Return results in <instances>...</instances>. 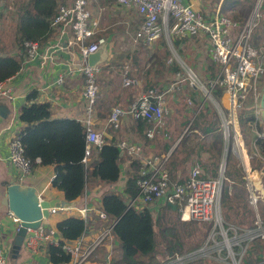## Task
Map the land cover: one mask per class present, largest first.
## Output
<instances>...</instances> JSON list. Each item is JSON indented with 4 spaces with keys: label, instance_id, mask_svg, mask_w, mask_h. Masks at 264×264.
<instances>
[{
    "label": "built area",
    "instance_id": "built-area-1",
    "mask_svg": "<svg viewBox=\"0 0 264 264\" xmlns=\"http://www.w3.org/2000/svg\"><path fill=\"white\" fill-rule=\"evenodd\" d=\"M2 1L0 0V10L3 6ZM115 3L124 9L133 10L139 17L140 28L133 38L143 45H151L164 37L171 48L172 39L184 40L198 36L206 38L210 61L217 67V74L213 81L209 82L210 89H223L227 98L224 138L232 139L234 155L240 159L243 165H247L248 162L246 163L244 160L248 161V157L238 126L239 114L247 110L252 118V122L247 123L249 130L253 133L252 147L264 167V158L260 157L255 145L256 141H264V132L259 129V122L262 120L259 105L261 94L264 91V44L259 47L253 44V31L258 28L259 21L264 15V0H255L251 15L243 23L232 20L218 11L213 17L205 19L191 6L183 5L180 0H115ZM94 26L96 23L91 19L89 0H72L69 5H59L56 16L50 24L52 30L58 31V37L70 36L67 46L74 48L82 61L79 72L84 82L82 98L85 108L84 116L78 122L83 125L85 132L82 163L86 169L89 167L94 151L104 144L103 134L95 130V110L99 97L98 76L102 66L90 68L87 58L99 46L105 45L106 41L104 38L91 40L94 35ZM22 47L25 62L39 58L42 64L51 61L57 49L56 45H47L41 53L40 44L31 41L24 42ZM173 60L177 62L176 59L173 58ZM168 62H172V59H169ZM187 69L190 73L189 86L197 90L195 75L190 68ZM120 73L123 87L129 88L138 85L137 81L130 77L129 65H125ZM179 77L180 75L177 73L176 78ZM10 78L0 82V101L11 100L13 97L11 89L7 86ZM62 83L63 79L59 78L57 84ZM177 84L179 83L175 85ZM166 112L164 93L149 89L126 108H112L107 117L106 126L117 131L120 128L121 120L124 117H131L134 121H144L148 124L144 134L146 138L151 139L162 129ZM228 125L234 126L231 133ZM116 147L122 155L137 159L140 163L136 182L137 195L128 201V208L141 211L149 205L163 201L167 207H169L168 205L175 206V211L183 220L211 225L213 230L218 228L221 237L226 242L229 241L221 219L220 209L222 191L226 181L224 171H220L216 178L209 179L204 177L201 167L196 164L190 169L186 180L183 182L173 181L166 170L169 154L151 156L142 160L144 150L141 145L120 141ZM8 149V160L18 170L19 180L23 181L31 173L32 168L30 161L24 157L23 147L17 136L10 141ZM36 162L38 163L39 160ZM248 173L249 170H245L247 180ZM248 192V203L254 211L255 223L252 230L245 232L244 235L233 237L234 248L237 247L239 250L235 253L231 247H228V256L232 257L234 264L241 261L248 243L258 239L264 241V225L258 215V204L262 198L260 193L250 185ZM66 210H72L85 222L92 216H97L101 221L107 219L104 212L95 211L87 203L78 208L53 207L48 211L50 215H53ZM8 213L11 221L18 226V219L10 212ZM112 228L113 224L105 228L92 246L86 250L83 246L85 235L72 243H65L62 250L70 256L69 264H86L98 246L113 239ZM58 240L55 231L47 233L43 227H40L35 231H28L23 247L29 254L38 255L47 245H57ZM110 260L111 258L107 257L106 263L109 264ZM181 260L182 258L176 256L172 260L168 259L166 263L180 264ZM0 264H9L1 240Z\"/></svg>",
    "mask_w": 264,
    "mask_h": 264
},
{
    "label": "crops",
    "instance_id": "crops-1",
    "mask_svg": "<svg viewBox=\"0 0 264 264\" xmlns=\"http://www.w3.org/2000/svg\"><path fill=\"white\" fill-rule=\"evenodd\" d=\"M180 1L183 5L191 6L205 19L213 17L218 11L223 15L232 14L233 20L239 23H241L240 20L247 18L253 3L252 0H227L228 2H225L227 8L225 7V9H222L224 0ZM89 11L92 21L96 23V26L93 27L94 35L91 37V40L104 38L106 41V53L107 56L110 57V61L101 64V73L98 76L99 97L95 110V130L103 134L104 142L117 145L120 141H126L128 143L141 145L144 150L142 160L151 156L169 154L166 170L171 180L180 178L178 169L182 166V163H186L192 159H196V163L200 165L203 175L210 176L214 172L217 173V163H215V165H206L207 163L203 164L199 161L200 156L204 155L205 152L199 151L196 140L203 139L204 136L197 130H193L192 133L199 135L200 138L194 139L192 137L186 144L185 152L188 156L185 157V154L182 153V149L178 148L182 140V136L178 135L181 132L183 134L182 129L185 126V121L189 120V113L192 115L196 114L195 110L193 111L191 109V102L199 103L202 101L195 89L192 90L193 92L189 98L184 95L179 96L182 97L181 100L175 96L176 93L174 92L176 90L172 89V87L170 90L162 92L164 93V102L167 112L163 119L162 129L151 139L146 138L144 134L145 130L139 133L136 124L129 117H124L121 120L120 128L117 131H113L106 126L108 115L105 116L101 113V101L103 103L108 101V103H112L114 107L126 108L134 99L146 92L144 91L146 88L159 85L157 71L155 70L156 65H153V68L150 69L148 73L144 71V66L147 61V53L151 55L157 52L156 50H160L163 47L159 44L155 45L156 42L151 45H143L141 42H136L131 36L139 30L140 19L133 10L118 6L115 0H89ZM235 11H237V15H234ZM0 13H4L3 7ZM15 38L16 35L14 33L13 44H15ZM69 40V35L58 37V31L53 30L47 41L42 44L40 48V52L42 53L47 45L57 46L53 59L47 61L45 64H42L39 58L31 62H25L24 53L16 44L13 46L10 53L7 54L21 62V68L18 73L7 82V86L12 91V99L0 101V107H4L6 110V113H4L5 116H0V240L5 255L9 259V264H50L46 258L45 249L38 255H32L22 247L18 256L15 259L11 258L10 250L17 225L9 218L8 210L4 207L2 201L6 195L8 184L13 182L35 188L42 201L54 205L56 208L61 207V203H66L63 193L51 186L52 179L55 175V166H37L31 170V173L26 176L23 181H20L18 170L14 168L8 160V147L10 141L17 135L18 131L23 126L18 119V115L20 109L25 104L26 95L30 91L34 90L38 92L37 103L50 104L52 119L65 118L76 121L82 120L85 108V103L82 98L84 82L79 72L82 61L77 51L67 46ZM183 41H186V43L182 44ZM0 46H2L1 43ZM164 46L166 47L165 43ZM207 47V40L203 36L181 40L177 47L178 51L181 53V57L185 61L189 59L188 56L185 55V50L188 51V49L189 52L191 51L193 53L192 56H195L194 53H197V55L202 58L203 62L201 60L198 61L203 65L198 63L193 64L194 68L202 74L203 78L207 76L203 70L206 69L205 66H207L210 61ZM141 51L145 52L142 53ZM0 52L3 51L1 50ZM127 57L128 59L123 61ZM115 62H117L118 65H129L130 77L135 79L138 85L129 88L123 87L118 73L119 68L113 65ZM203 67L205 68L203 69ZM59 78L63 79L62 84H57ZM168 93L174 94L166 98ZM183 96L185 97L186 103L184 105L182 103ZM246 112L248 111L246 110ZM191 124L192 122L185 126L184 133ZM259 129L264 132L263 119L259 122ZM120 157L123 158V161L119 164L121 170L120 177L122 180H118L114 184L91 181V183L86 186L83 197L78 200L76 206L72 204V208L82 207L84 203H87L90 208L97 211L101 197L105 193L122 192L126 175L130 171L129 162L134 159L125 157V155L121 153ZM96 159L97 154L93 153L92 161H96ZM244 162H248L247 165H243L240 162L244 185L234 184V236L244 235L245 232L254 228L255 215L248 203V186L250 185L254 190L258 191L262 201H264V188L262 185L263 173L251 169L249 160H244ZM245 170H249L247 174L248 180L246 179ZM188 174L189 172L185 173L186 177L179 179L178 182L186 180ZM120 177L119 179H121ZM242 199L246 206V210L243 209V206H240ZM152 205L154 206L153 209L150 207ZM152 205L147 208L152 216V211L158 215L167 207L163 201H159ZM53 216L57 217L54 223L50 221ZM70 216H76L75 212L72 210L57 212L56 214L50 215L49 218L43 222L42 227L56 232V224ZM91 218L96 217L92 216ZM100 223V221H97L96 226L92 227L85 234L83 242L85 250L92 246L99 234L103 231L99 228ZM104 246V251H102L104 253L103 262L88 261L86 264H103L107 257L116 259L119 256V243L114 238L110 239L109 243H106ZM257 254L264 260V251L262 249H260Z\"/></svg>",
    "mask_w": 264,
    "mask_h": 264
},
{
    "label": "trees",
    "instance_id": "trees-1",
    "mask_svg": "<svg viewBox=\"0 0 264 264\" xmlns=\"http://www.w3.org/2000/svg\"><path fill=\"white\" fill-rule=\"evenodd\" d=\"M225 2L227 3L228 1L224 0L222 9L226 7ZM59 4L60 0H31L28 7H22L16 21L15 38L17 46L22 51L24 42H37L41 46L47 41L53 31L50 24L56 16ZM2 14L0 13L1 16ZM179 42L181 40L172 39V46L177 51L179 57L183 59L177 48ZM148 61H153V65H157L160 62V57L157 53H154ZM213 66L210 62L206 66V70L210 74L208 78L213 77ZM20 68L21 62L19 60L0 52V82L14 76ZM149 70L148 68L146 72L148 73ZM170 71L172 75L176 76L181 71V68L172 65ZM215 89L218 92L214 94L218 99L224 94V90L221 88ZM37 99V91L33 90L27 94L25 104L20 109L18 115V119L23 126L16 135L23 147L24 157L31 163V168L34 169L37 166H55V175L51 186L63 193L67 203L75 206L78 200L83 197L86 186L91 181L107 184L116 183L121 173L119 164L123 161L116 145L104 142L99 149L94 151L97 154L96 161H92L91 158L89 167L86 169L82 163L85 149L83 125L72 119H52L50 104L37 103ZM203 117L202 115L199 116V120L203 119ZM129 118L131 119V117ZM249 122H252V118L250 117L242 118L240 121L238 118L239 128H244L245 123ZM134 123L139 133H142L148 127V124L144 121H134ZM193 130H200L203 136L214 134L216 141H221L219 128L215 124L204 122L202 123V127L195 125ZM255 145L260 157L264 158V141H256ZM228 149L224 179L231 186H225L223 189L220 208L222 211L234 214V184L244 185V180L241 167L238 168L231 148L228 147ZM199 150L203 152L200 147ZM36 160H39V162L37 163ZM231 161H234V167H229ZM258 162L261 164V161ZM129 164L130 171L126 175L122 192H107L101 197L97 210L106 214V220L101 221L95 216L96 218H91L85 222L76 215L70 216L56 224L55 229L59 239L57 245L49 244L45 247L46 258L50 264H69L71 259L62 250L63 245L81 238L92 227L96 226L97 221L101 222L99 228L102 230L113 224L112 235L119 243V256L116 259H111L109 264H156L154 255L156 252L157 233L155 228H157V232L163 241L162 256L167 257V260H172L178 254H181L182 243L176 229L164 222L165 212L177 213V211L165 207L157 215L156 221H154L148 209L138 211L135 208H128V201L137 195L136 182L140 168V163L137 160H130ZM262 173V185L264 188V172ZM210 176L211 178H215L217 173L214 172ZM229 189L233 190L232 195ZM240 206H243V209L246 210L243 199ZM225 219L230 224H234V221H231L229 216H225ZM261 222L264 225V212L263 221L261 220ZM229 235H232V233L229 232ZM260 249L264 251V241L258 239L248 243L243 258L246 257L242 264H264V260L257 254ZM238 250L239 248H234L235 253ZM146 260H148L147 263ZM167 260L165 259V261ZM236 260H238L237 257ZM103 264H107L106 261Z\"/></svg>",
    "mask_w": 264,
    "mask_h": 264
},
{
    "label": "rangeland",
    "instance_id": "rangeland-1",
    "mask_svg": "<svg viewBox=\"0 0 264 264\" xmlns=\"http://www.w3.org/2000/svg\"><path fill=\"white\" fill-rule=\"evenodd\" d=\"M30 1L31 0H3L2 1L4 13L2 14V16L0 15V41H1L0 43L2 45V46H0V49L5 54H9L15 44L17 46V41H15V44L12 43V41L14 40V33L16 35L15 31H16L17 17H19L21 10H22V7H28ZM252 1H253L252 8H251L250 12L248 13L247 18L251 15L252 9H253L254 4H255V0H252ZM69 2H70V0H60L59 5H69L71 3V2L70 3ZM236 12L237 11L234 12V15H237ZM224 15H226L228 18L233 20L232 14H229V15L224 14ZM246 19L240 20V22L243 23ZM259 22L260 23H259L258 28H256L253 31V44L256 47H259L262 44H264V15L262 16V18L260 19ZM133 35H135V33ZM133 35L131 37H134ZM164 43L166 44V47L164 46ZM185 43H186V41H183L182 44H185ZM158 44L163 47L160 50H156L157 52H154V53H157L158 56L160 57V62H159V64L156 65V69H155L157 71V77L159 79V85L158 86H150L146 89L147 90L155 89L158 92L162 93V92H166V91L170 90L171 87H174V90H176L174 92V93H176L175 96H177L179 98V100L182 99V97H179L182 95L189 98V96L193 92L192 90H194L193 88H191L189 86V83H190L189 74L190 73H189L187 68H190V70L195 75V78H196L195 80H196V85H197L196 91L199 94L200 99L202 101L199 103L198 102L197 103L191 102L192 103L191 109L193 111L195 110L196 114L192 115L189 113V120L185 121V126L191 122H192V124L189 125V128L187 129V131L185 133H184V130L186 127L184 126V128L182 129L183 134L181 132L178 135V136H182L181 137L182 140L180 141L181 144L179 143L178 148L182 149V151H183L182 153L185 154V157L188 156V155H186V152H185L186 144L188 143V140L192 137L194 139L200 138L199 135L192 133L194 126L197 125L199 127H202V123H204V122L215 124V126L217 128H219V132L221 134V141L220 142L216 141L214 134H210V135L204 136L203 139L196 140V145H198L201 148V150H203V152H205L204 155L200 156L199 161H200V163H203V164L207 163L206 165H210V164L215 165V163H217L218 164L217 176H218V174H220V171L221 172L224 171V174H225L226 158H227V153L229 150L228 147L231 148V151L234 154V145H233L234 142L229 137L224 138V132L226 131V127H225L224 123L227 120V115H226L227 98H226V95L222 94L221 97L217 99L215 97V94H214V93L218 92L217 89L211 90L210 86H209V82L213 81L215 75L217 74V67L213 66L214 73H213L212 78L211 77L208 78V75H210V74L207 72L206 69H204L206 66L203 67V69H204L203 71L207 75L206 78H203L202 74L196 68H194V64H193V63H195V64L198 63L200 65H203L201 62L198 61V60H201L203 62L202 58H200V56L197 55V53H194L195 56H192L193 53L191 51L189 52V49H188V51L185 50V55L188 56V58H189V59H187V61H185L179 57L175 48L173 49L172 46H171V48L169 47V45L165 41L164 37H162L156 41L155 45H158ZM143 48H146V47H143ZM141 52L144 53L145 51H141ZM187 54H189V55H187ZM151 55L147 53V56H146L147 61H146L145 66H144V69H145L144 71H147L148 68L149 69L153 68V64H154L153 61H148V59L151 57ZM173 58L176 59L177 62H175V60H173ZM127 59H128V57L123 61H126ZM169 59H172V62H168ZM113 65H116L119 68L118 73H119V76L121 79V73L120 72L123 70L124 66L127 64L118 65V63L115 62ZM172 65H174L175 67L178 66L181 68V71H179V75H180L179 78H176V76L172 75V73L170 71V68L172 67ZM180 79L185 80V81H181ZM176 83H179V84L175 85ZM146 89L144 91H146ZM173 94L168 93V95H166V98L173 96ZM184 96H183V102H182L183 105L186 104ZM100 106L102 108L101 113H103L105 116L109 115L111 109L114 108V105H112V103L111 104L108 103V101H106L104 103L101 101ZM201 115L204 117H203V119L199 120V116H201ZM194 116H195V118H194ZM247 117H250V116H249V113L246 111H243L238 116L239 121H240V119H242V118L245 119ZM248 127L249 126L247 125V123H245V127L244 128L240 127L239 131L241 132L242 138L244 140L246 154H247V157L249 160L250 167H251V169L256 170L258 172H260V171L264 172V167L262 165V162H261V164H260V162H258L261 160L257 158L258 156L253 151V147H252L253 133H252V131L249 130ZM228 128L230 129V133H231V130H234V126L231 127V125H228ZM189 132H190V134H189ZM198 132H200V134L202 135L200 130H198ZM217 150H219V152H217ZM238 159L239 158L235 156V160L237 161L238 168H239V167H241L240 166L241 161L239 162L240 159L239 160ZM196 164H198V163H196V159H192L190 161H187L186 163H182V166L178 169V173H180V178H178L176 180L175 179H172V180L179 181V179L185 178L186 177L185 173H188L189 169ZM229 167H234V161L230 162ZM238 168H236V169H238ZM206 177L209 179H214V178H211V176H206ZM119 180L121 181L122 178ZM225 186H231V184L228 183L227 181H225L223 189L225 188ZM229 191L231 192V195H232L233 190L229 189ZM149 206H147L146 209ZM150 207L152 209L154 208L153 205ZM263 212H264V201L261 200L260 203L258 204V215H259L260 220H262V221H263ZM152 214H153L152 217H153L154 221H156L157 214L153 211H152ZM164 214H165L164 222L167 225L173 226L176 229V231L178 233V237L182 243V252H181V254H178V257L182 258V260L180 261V264H233L234 263V260L232 259V257L230 258L228 256V247H231V249L234 252V240H233L234 224H230V222L225 219V216H229V219L231 221H234V214L233 213H228L227 211H222V209H221V219H222L223 226H224L225 230L228 232L227 233L228 240H229L228 242H226L221 237V235H220L221 232L218 228L213 230V227L211 225L196 223V222H192V221L191 222L185 221L180 217L178 212L177 213L165 212ZM56 219H57V217L53 216L50 221L54 223ZM51 227H52V225H51ZM45 230L47 233H51V231H52L48 228H45ZM155 231L157 233L156 234V252L154 255L156 264H168L165 261V259H167V257H163L161 254L163 251L162 238H161L160 234L157 232V228H155ZM229 232H231L232 235H229ZM109 241H110V239L105 241L100 246H98L99 248L96 249L93 256L91 258H89V262L90 261H92V262L93 261L103 262L104 253L102 251H104V247H105L104 245L106 243H109ZM244 258L241 259V261H238V264H242ZM147 262H148V260H146V263Z\"/></svg>",
    "mask_w": 264,
    "mask_h": 264
},
{
    "label": "water",
    "instance_id": "water-1",
    "mask_svg": "<svg viewBox=\"0 0 264 264\" xmlns=\"http://www.w3.org/2000/svg\"><path fill=\"white\" fill-rule=\"evenodd\" d=\"M108 61H110V57H108L106 53V44L99 46L97 50L87 58V64L90 68H95ZM259 108L261 111V117L264 120V91L261 94ZM4 113H6L5 108L0 107V116L4 117ZM2 203L8 212L15 216L19 221L10 250L11 258L15 259L23 247L28 231H35L42 227L43 222H45L50 216L48 210L53 208L54 205L42 201L35 188L13 182L8 184L6 195ZM71 206L72 204L67 202L61 203L62 208H68ZM168 206L173 211L176 210L175 206Z\"/></svg>",
    "mask_w": 264,
    "mask_h": 264
}]
</instances>
